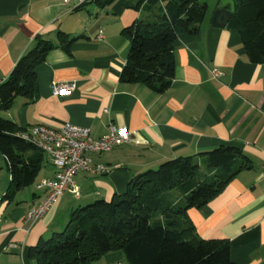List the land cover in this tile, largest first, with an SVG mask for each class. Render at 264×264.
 <instances>
[{
    "label": "crops",
    "instance_id": "1",
    "mask_svg": "<svg viewBox=\"0 0 264 264\" xmlns=\"http://www.w3.org/2000/svg\"><path fill=\"white\" fill-rule=\"evenodd\" d=\"M136 1L114 0L103 6L100 0L82 5L0 0V80L9 77L40 39L54 45L35 68L36 100L18 96L1 116L25 129L59 128L70 122L89 128L95 138L113 123L145 141L94 155L109 171L80 172L79 194L65 192L35 222L27 220V213L47 194L36 185L55 178L57 169L44 154L34 183L8 199L12 176L0 151V264H35L30 248L64 231L75 209L121 196L132 179L167 160H201L202 152L227 145L241 148L253 167L237 173L206 205L190 208L188 216L201 238L230 241L235 264H264V63L249 60L238 29L212 26L217 3L212 9L206 0L208 14L199 32L181 34L175 42L170 87L158 93L145 83H124L120 76L131 42L123 29L138 19L156 21L165 11L163 0L132 7ZM213 68L224 75L214 78ZM55 82H72L75 89L55 95ZM92 264L129 263L125 253L116 250Z\"/></svg>",
    "mask_w": 264,
    "mask_h": 264
},
{
    "label": "trees",
    "instance_id": "2",
    "mask_svg": "<svg viewBox=\"0 0 264 264\" xmlns=\"http://www.w3.org/2000/svg\"><path fill=\"white\" fill-rule=\"evenodd\" d=\"M114 0H100L109 5ZM145 0L131 4L139 8ZM158 1V0H153ZM165 11L156 21L138 19L123 29L131 42L120 80L145 83L158 93L175 77V42L181 34H197L208 14L205 0H163ZM230 28L240 31L251 62L264 63V0H235ZM61 35V41L65 43ZM70 42L65 45L69 48ZM54 45L40 39L17 62L0 85V111L18 96L37 98L35 68ZM26 130L0 115V151L7 158L11 183L7 198L34 183L45 154L18 133ZM202 159L178 157L132 179L127 191L110 201L100 199L75 209L62 232L30 248L35 264H92L122 250L129 264H235L227 239H203L188 216L216 197L252 159L236 146H219ZM241 160L238 163V160Z\"/></svg>",
    "mask_w": 264,
    "mask_h": 264
},
{
    "label": "built area",
    "instance_id": "3",
    "mask_svg": "<svg viewBox=\"0 0 264 264\" xmlns=\"http://www.w3.org/2000/svg\"><path fill=\"white\" fill-rule=\"evenodd\" d=\"M70 4H85L95 0H62ZM214 78L218 79L224 72L218 68L211 70ZM3 81L0 80V85ZM75 89L72 82H55L52 91L55 95L66 94ZM18 135L25 141L42 150L56 167L55 178H43L36 185L37 189L47 192L43 201L32 207L27 213V220L35 222L42 217L53 203L65 192L79 194L80 188L76 176L80 172L103 174L109 171V166L96 162L94 155L109 152L117 145L126 143H145L139 139L135 131L125 126L111 123L108 132L95 138L87 127L67 122L59 128L46 125H35L22 130Z\"/></svg>",
    "mask_w": 264,
    "mask_h": 264
},
{
    "label": "water",
    "instance_id": "4",
    "mask_svg": "<svg viewBox=\"0 0 264 264\" xmlns=\"http://www.w3.org/2000/svg\"><path fill=\"white\" fill-rule=\"evenodd\" d=\"M236 11L235 0H218L211 24L214 27H225L229 24Z\"/></svg>",
    "mask_w": 264,
    "mask_h": 264
},
{
    "label": "rangeland",
    "instance_id": "5",
    "mask_svg": "<svg viewBox=\"0 0 264 264\" xmlns=\"http://www.w3.org/2000/svg\"><path fill=\"white\" fill-rule=\"evenodd\" d=\"M205 1H206V0H205ZM209 1H210V2H209L210 5H211L210 7L213 9V6L216 5V3H217L218 0H209ZM46 157H47V156H46Z\"/></svg>",
    "mask_w": 264,
    "mask_h": 264
}]
</instances>
